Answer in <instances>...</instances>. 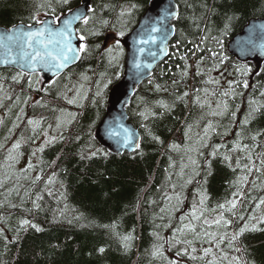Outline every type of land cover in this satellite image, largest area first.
Here are the masks:
<instances>
[{
	"label": "trees",
	"instance_id": "obj_1",
	"mask_svg": "<svg viewBox=\"0 0 264 264\" xmlns=\"http://www.w3.org/2000/svg\"><path fill=\"white\" fill-rule=\"evenodd\" d=\"M151 1L92 0L88 22L77 28L86 51L48 84L38 74L24 73L17 82L13 77L21 72L0 69V264H264V61L239 63L227 51L250 20L264 18V0H176L179 16L169 56L127 108L141 137L138 150L112 155L95 140L108 94L123 74L125 52L118 40L135 28ZM81 2L0 0V27L36 25ZM110 34L116 41L104 49ZM225 91L229 95H222ZM252 109L258 111L249 117ZM221 111L222 116L212 114ZM29 119L40 121L35 131ZM47 133L55 139L40 151L35 142ZM17 141L15 159H9ZM199 192L206 197L203 205ZM233 199L236 209H219ZM194 204L199 220L191 218ZM221 214L227 227L214 223ZM25 219L30 223L22 228ZM189 223L217 239L195 240V253L184 244L169 248L166 241ZM245 224L249 229L229 244ZM176 237L193 239L187 231ZM161 244L163 256H154ZM178 249L197 258L177 257ZM204 249L211 251L205 255Z\"/></svg>",
	"mask_w": 264,
	"mask_h": 264
},
{
	"label": "water",
	"instance_id": "obj_2",
	"mask_svg": "<svg viewBox=\"0 0 264 264\" xmlns=\"http://www.w3.org/2000/svg\"><path fill=\"white\" fill-rule=\"evenodd\" d=\"M91 4L92 0H82L78 7L60 18L61 20L68 18L71 13L88 15ZM173 13H176L175 17L172 15ZM178 16L179 8L176 0H152L135 28L119 41L125 52L123 74L108 94L106 112L94 134L97 144L112 155L133 154L138 150L136 145L140 146V134L129 122L127 108L137 90L152 77L157 66L169 56V46L176 33L174 22ZM53 18L49 16L45 20ZM82 22V20H75L71 25L73 48H78L81 43L77 35V28ZM27 26L29 25L18 24L10 29L0 27V69H13L27 75L40 74L44 83L48 84L78 64L80 59L70 61L59 71L56 69L46 70L39 64H37L35 72H31L27 67H22L24 61L18 58V49L6 37L13 32L27 30ZM31 26L33 31L39 27V25ZM60 26L59 22L54 25V27ZM152 27H156L160 31L152 32ZM10 30L13 31L10 32ZM110 38L115 39L114 35H108L104 41V49L109 44ZM141 41L144 42L141 43ZM162 47L166 48V52L161 51ZM227 50L240 62L264 61V18L250 20L241 33L231 39ZM9 59L16 62L9 63ZM137 64H139V68ZM126 138L127 143H125Z\"/></svg>",
	"mask_w": 264,
	"mask_h": 264
},
{
	"label": "snow or ice",
	"instance_id": "obj_3",
	"mask_svg": "<svg viewBox=\"0 0 264 264\" xmlns=\"http://www.w3.org/2000/svg\"><path fill=\"white\" fill-rule=\"evenodd\" d=\"M62 3L67 4L68 0H61ZM88 11H92V9H88ZM71 12V10H70ZM123 15V13H121ZM174 17L176 16V13L172 14ZM89 17L87 15H84L83 13H71L70 17L65 18L63 20H61V18L59 16H55L53 19L51 20H39L37 19L35 21V23L37 25H39L38 29L33 31L32 26L29 25L27 26V30H22V31H18V32H13V34L8 35L6 37L7 40L12 41L16 48L18 49V58L21 61H24V63L21 65L22 67H27L31 72H35L36 70V66L37 64H39L41 67H43L46 70H51V69H56L57 71H59L60 69L64 68L70 61L73 60H78L80 59V53H83L86 51V46L84 43H80L78 48H73L72 46V36H73V32H72V28L71 25L73 23V21L75 20H82L84 23L88 22ZM59 22V24L61 25L60 27H54V25H57V23ZM13 30H10V32H12ZM152 32H157L160 31V29L156 28V27H152L151 28ZM86 38L84 35H80L79 36V40L80 41H84ZM144 41H141V43H143ZM219 43V41H218ZM196 51H201L202 49H200V47L197 45L196 46ZM108 51H111V49H109ZM162 52H166V48H161ZM71 54V55H70ZM215 55V54H214ZM183 59V57H181ZM9 63H15V60L9 59L8 61ZM201 61L197 62V75H200V68H199V64ZM223 62V57H221V63ZM137 67L139 68V64H137ZM187 68L188 65L187 63H185V68L183 70V75L187 76ZM55 74V73H54ZM246 74V71H245ZM23 73H17V76L13 77L14 81L18 82L17 77L22 76ZM216 84H219L218 80L215 81H210ZM178 83L177 81H174V84ZM232 85L233 82H229V89H232ZM244 87H247V82H244ZM188 93L185 92L183 93V96H187ZM222 95H229L228 91H225L224 93H222ZM182 99V97H179ZM39 103V102H38ZM68 103H74V100H69ZM251 103V102H250ZM219 107V105H218ZM224 110H227V104H224ZM256 111H258V109H252L251 112L248 114V116H252ZM21 112H23V109H21ZM213 115H223L224 112H213ZM71 115V114H70ZM233 118L235 117V113H232ZM19 119V117H18ZM248 123V117L245 118V120L242 122V124H246ZM28 124L31 125L33 127V131H35L36 127L39 126L40 121L38 120H32L29 119L28 120ZM14 127H18V125H14ZM212 125L209 124L207 127H205L204 129V133L205 135L208 134L209 130L212 129ZM12 129H9V132H11ZM112 134V133H110ZM224 134H227L226 132ZM240 134L237 133V136H239ZM154 139H158L156 137H153ZM53 140L55 139V137L52 138ZM253 139L255 140L256 137L253 136ZM51 141L46 140L45 143H50ZM127 138L125 139V143H127ZM0 147H2V145H0ZM20 147V142L17 141L16 143H14L12 145V148L9 150V159H15V157L12 156V152L13 150H16ZM137 148H139V144L136 145ZM173 147H175V145H173ZM219 146H215L213 152L211 153V155H216L217 151H218ZM40 151H43V147H41L39 149ZM95 155V154H93ZM225 159H228L227 156L224 157ZM193 165H196V161L192 160L191 161ZM237 164H239V161H237ZM32 165L31 163H29L28 168H31ZM210 174V173H209ZM194 175H199V172H195ZM36 179H40L39 176L36 177ZM245 181L247 180V177L243 178ZM50 182H51V178H50ZM192 182V178L189 177L185 183H191ZM175 188L176 185H173V192L175 193ZM198 195H200L201 199H200V204L203 205L204 204V200L206 199V197L204 196L203 192H199L197 193ZM234 196L236 195V193L233 194ZM175 200L177 201V204H179L181 202V196L178 193H175L174 196ZM37 199H40V197H37ZM169 200L173 199V197H168ZM261 204H264V199H262L260 201ZM33 204L38 207V205H36V202L33 201ZM227 204V207H226ZM226 204H220L218 205L219 209L222 210H227V211H233L234 209L237 208V201L235 199L231 200V201H227ZM257 207H259V205H257ZM191 218L192 220H199L201 219V217L199 215H197V208L195 206V204L193 205V209L191 212ZM181 219L183 220L184 217H181ZM240 219H243V217L241 216ZM249 219L251 220L252 217H249ZM262 223H264V218H261ZM30 222L28 220H22L21 221V227L23 228L25 225H28ZM205 224H208L209 227H211V224L209 223V221L204 220ZM214 223L217 226H223V227H227L228 224L230 223L228 220L224 219L223 214H221L215 221ZM32 227H36L35 225H32ZM249 226L247 224L244 225V227H242L240 229V231L238 233H236L235 235L232 236L231 240L229 241V244H231L232 240L237 239V237L242 234L245 230H248ZM40 229L37 228V231H39ZM251 230H256L255 225L252 226ZM185 231H187L188 233H191L193 236V239H179L176 237V233H185ZM203 237H208L209 239L207 240V242L211 243L213 240L217 239V235L214 232H203V235L201 233L196 232L195 230V226L191 223H189L188 225H185L182 228H178L174 231L173 233V237L166 241V243L169 244V248L174 247L175 245L178 244H184L187 245L189 248H191V253H195L197 251V249L195 247H193V243L195 240L197 239H203ZM130 239V237H125V240ZM157 239H160L159 236H157ZM224 237L221 236L219 237V241H217V243L223 241ZM174 241V243H173ZM127 246V245H126ZM163 248V245H159L158 247H156L155 251L153 252V255H160L163 256V252L161 251V249ZM101 252L104 251V249H100ZM205 255H207L211 249H204L203 250ZM188 254L190 255V258L195 260L197 257L192 256L190 253L187 252V249H178L177 250V257H180L182 255ZM236 259V258H234ZM169 264H179L178 260H171L169 261Z\"/></svg>",
	"mask_w": 264,
	"mask_h": 264
},
{
	"label": "rangeland",
	"instance_id": "obj_4",
	"mask_svg": "<svg viewBox=\"0 0 264 264\" xmlns=\"http://www.w3.org/2000/svg\"><path fill=\"white\" fill-rule=\"evenodd\" d=\"M40 20H44V18H41ZM115 39L113 38H110L109 39V43L113 42ZM220 79L222 78V73L221 72H217V75ZM226 75H224V79H225ZM215 81V80H214ZM223 87V82H222V85ZM216 89H214V93H216ZM35 101V100H34ZM52 134L50 133H47V134H41L40 137L36 140L35 144L38 145L39 148L47 145V144H50V143H45L46 140H49V141H52ZM24 161H27L26 158H23ZM261 218H264V211L262 212V217ZM262 223V222H261Z\"/></svg>",
	"mask_w": 264,
	"mask_h": 264
}]
</instances>
